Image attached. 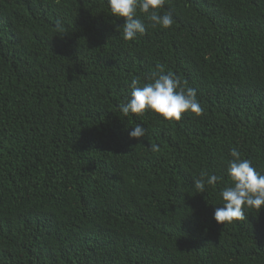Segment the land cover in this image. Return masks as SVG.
<instances>
[{
	"label": "trees",
	"instance_id": "1",
	"mask_svg": "<svg viewBox=\"0 0 264 264\" xmlns=\"http://www.w3.org/2000/svg\"><path fill=\"white\" fill-rule=\"evenodd\" d=\"M169 12L127 41L109 0H0V264H264V209L215 220L234 147L264 175V0ZM160 65L203 115H123Z\"/></svg>",
	"mask_w": 264,
	"mask_h": 264
},
{
	"label": "clouds",
	"instance_id": "2",
	"mask_svg": "<svg viewBox=\"0 0 264 264\" xmlns=\"http://www.w3.org/2000/svg\"><path fill=\"white\" fill-rule=\"evenodd\" d=\"M109 2L112 15L126 20L122 28L123 38L127 41L134 40L138 34H147L144 21L137 18L138 10L147 16L152 27L162 26L168 29L174 24L171 12L159 14L166 0H109ZM56 29L63 31L60 21H57ZM158 68V71L147 74L148 82L143 86L140 78L133 80L131 99L120 105L123 115L142 116L151 110L168 121L177 122L188 112L197 116L203 115L204 109L197 99V91L186 87V82L182 86L181 78L174 73L165 74L163 65ZM130 135L133 139H142L146 135V129L137 125ZM152 151H159V147L152 145ZM231 156L233 157L229 165L231 183L221 193L224 205L217 207L215 211V220L221 225L247 220L245 208L258 212L264 209V175L256 171L250 160L243 159L235 147L231 151ZM222 180L221 176H209L207 172H202L200 178L194 181L195 189L203 193L206 183L214 187Z\"/></svg>",
	"mask_w": 264,
	"mask_h": 264
}]
</instances>
